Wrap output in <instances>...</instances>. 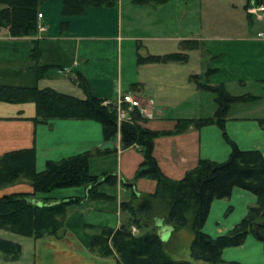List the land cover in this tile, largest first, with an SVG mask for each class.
<instances>
[{
  "label": "crops",
  "instance_id": "0c3cea01",
  "mask_svg": "<svg viewBox=\"0 0 264 264\" xmlns=\"http://www.w3.org/2000/svg\"><path fill=\"white\" fill-rule=\"evenodd\" d=\"M134 1L130 0L131 4L137 5ZM246 2L236 0L230 3L240 13L234 29H220L210 36L199 33L204 30L202 27L191 37L146 36L153 41L178 40L181 43L194 38L196 42L189 50L181 47V44L173 50L154 53L148 50L153 54L185 52L188 59L184 63L139 65L136 62L137 46L131 48L129 43L138 37L125 34L122 0L110 7L87 8L75 16L62 14V0H46L39 5L42 16L38 21L45 29L37 30L34 37L39 48L36 61L31 58V37H13L6 28H0V85L52 88L85 98V93L75 81V72L79 71L93 96L110 101L124 93L141 96L150 105L141 107V116L146 121L143 125L138 123L154 131H171L176 119L205 118L214 114V94L207 105L206 102L202 103V94H206L203 92L210 91L198 88L196 80L192 78L198 77L200 83L223 85L231 95H251L254 98L248 101L256 104L245 111L237 109V104H231L225 116V134L216 123H210L156 136L152 153L161 172L171 179H180L199 159L224 161L230 154L231 142L243 150H258L264 157V122L261 123L264 120V21L257 22L253 15L246 12ZM258 33H263V36L259 37ZM124 42H128L125 46L128 56L132 49L133 58L122 57ZM166 47L172 49L174 46L168 44ZM39 66L51 68L43 76H38ZM61 68L70 71L71 75L56 74ZM165 74L168 75L167 82L162 83L160 80ZM171 89L175 96L183 99L184 105H189L191 112L184 110L175 116H163L165 97H168L165 94ZM210 105L214 107L210 108ZM34 118L35 105L32 102H0V155L32 148L35 152V170L42 171L48 161L90 151L93 153L88 159L89 173L100 175L113 172L118 181L115 185L103 184L99 187V191L107 197L83 199L71 205L65 217L62 237L46 235L33 239L18 234L25 239L20 242L7 236V230L2 228L0 236L21 243L22 254L19 258H23V262L25 260L23 264L115 263V257L99 255L89 248L91 230L86 224L119 226L123 217L120 202L127 199L133 189L147 192L155 188L156 182L150 178H138L134 184L130 182L143 160L140 148L122 147L119 131L112 139L105 140L101 124L94 120L57 118L37 122ZM124 179L129 182L124 184ZM76 189V193L53 196L59 199L85 192L84 187ZM8 190L29 191L31 187L25 183L3 187L0 188V195ZM255 200L256 195L250 190L233 187L229 197L211 201L202 229L212 236L228 231ZM157 225L161 230L173 231L161 221H157ZM25 251L28 253L25 254ZM221 257L241 264H264L263 242L249 233L243 243L225 246Z\"/></svg>",
  "mask_w": 264,
  "mask_h": 264
},
{
  "label": "trees",
  "instance_id": "16d2710c",
  "mask_svg": "<svg viewBox=\"0 0 264 264\" xmlns=\"http://www.w3.org/2000/svg\"><path fill=\"white\" fill-rule=\"evenodd\" d=\"M46 0H0V28H6L13 37H31V58L37 60L39 48L34 38L37 34L39 5ZM116 0H62L64 16L80 15L89 7L113 6ZM263 2V0H256ZM248 2V0H247ZM247 2L245 7L247 6ZM192 43V42H190ZM187 43L186 49L193 47ZM188 54L170 52L162 55H142L136 51V62L184 63ZM50 66L37 67L38 76H43ZM75 81L85 93V98L58 92L52 88L15 87L0 85V102L35 105V121L51 119H90L99 122L105 140L120 132L121 146H138L143 154L133 179L150 178L156 182L152 191L133 189L129 199L120 202L121 210L128 216L119 226L104 223H87L91 232L89 248L103 256H114L112 264H241L236 260L221 257L225 246L239 245L248 233L264 235V157L255 149L243 150L231 142L228 158L218 162L199 159L196 165L180 179L164 175L153 156L154 138L160 134L178 133L189 126L199 128L216 123L224 129L229 106L235 102L251 100V95H231L223 85L197 83L198 88L214 94L216 110L211 117L176 119L171 131H154L143 127V120L135 108L130 121L118 122L113 104L93 96L83 75L75 72ZM193 80L198 77H192ZM200 84V86L198 85ZM264 120H261L263 123ZM223 133L225 134L224 130ZM95 152H101L95 150ZM93 152L85 151L57 161H48L42 171L35 170L34 149H19L0 155V188L27 184L31 190H13L0 195V228L38 238L57 235L67 210L83 199L105 198L99 191L103 184L115 185L118 177L113 172L91 175L88 159ZM129 182L123 180V183ZM55 187H84L82 195H69L56 199L50 191ZM233 187H242L256 195L246 213L228 231L212 236L202 229L215 198L229 197ZM41 195V199L37 198ZM153 220V221H152ZM161 221L172 230L188 227L192 231L189 243L191 259H175L164 248V240L150 222ZM135 227L143 232L136 233ZM264 246V238L261 239ZM0 253L6 259H17L21 244L0 236ZM199 260L200 262H196ZM107 264V263H102Z\"/></svg>",
  "mask_w": 264,
  "mask_h": 264
},
{
  "label": "rangeland",
  "instance_id": "374dc122",
  "mask_svg": "<svg viewBox=\"0 0 264 264\" xmlns=\"http://www.w3.org/2000/svg\"><path fill=\"white\" fill-rule=\"evenodd\" d=\"M122 1H123V24H124L125 34H130V35H134L138 37V38L133 39V41H130L129 43H130L131 48H133V46L134 47L137 46L136 51H138L142 55L153 54L154 51H159V50H162V51L173 50L174 48L180 46V44H181V47H183V46H186L187 43L192 42L190 44H194L196 42L194 38L183 40L181 41V43L178 40H175L173 42L172 41L167 42L162 39H155L153 41V40H148L146 36H149V37H164V36L191 37L192 34H195V32L196 33L199 32L198 28L200 27L204 29L203 31L199 32L202 36H210L214 34L215 32L219 31L220 29H228V30L234 29L233 27L238 23V18L240 14L238 10L233 9L230 6V3L235 2L236 0H136L134 2L138 3L137 5L131 4L130 0H122ZM116 2H118V0L115 1V4ZM130 4L135 9L131 7ZM40 18L37 19V28H38V25L40 24L38 21ZM253 18L257 22L264 21V15L260 19L256 17H253ZM258 36L259 37L263 36V33H258ZM126 43L128 42H124V46L122 47V50H121V55L123 58L129 57V56L133 58L132 49L130 51L131 54L128 56L129 54L128 49L127 47H125L127 46ZM168 44L173 45L174 47H172V49H169L170 47L168 48L166 47V45ZM148 50L153 53H150ZM181 53H185V52H181ZM158 55H162V54H158ZM192 61H195V60L193 59ZM193 63L194 62H192V65ZM146 64H152V63H146ZM161 64H164V63H161ZM56 74L71 75V72L70 71L68 72L67 69L61 68V69H58ZM149 76L146 75V77L148 78ZM167 77L168 75L165 74L163 76V79H161L160 81H162V83L167 82V79H166ZM199 79L200 78L197 79L196 81L197 83H200ZM198 85L200 86V84ZM203 93H206V94H202L203 97L201 100H202V103L206 102V105H207V102L210 101L209 99L210 97L213 96V94L211 92H203ZM165 96H168V97H165V103H164L165 106L163 107V116H175L176 113L178 112L181 113L182 111L184 112V110H187V112H191L190 109L188 108L189 105L186 103L184 105L183 99L181 100L180 96H175L174 91L172 89L168 90ZM133 97L136 99H139L140 107H143V106L147 107L150 105L148 101L144 100L141 96L133 95ZM117 99L118 97L113 102H115ZM234 104H237V109L245 111L246 109L249 108V106H253L256 103L252 101H246V102H235ZM213 107L214 106L210 105V108H213ZM122 108L127 110L128 107L126 104H124ZM137 110L140 113V108ZM129 114L131 115V113ZM145 121H146L145 119L140 120V121L138 120V122H141L142 125L144 124ZM76 188H79V187H60V188L55 187L50 191V193L54 195H60L61 193H65V194L76 193L77 192ZM36 197L40 198V195H37ZM129 197H130V194L127 196V199H129ZM70 208L72 207L68 208L67 213ZM122 211H123L122 213L123 217L121 221H124L126 217L128 216V212L126 210H122ZM157 221L155 222L154 220V222H150L151 225L148 226L147 228H151L152 226H157L156 230L160 234L163 229L161 230V228H158L159 226L157 225ZM63 230H64V222H63V226L59 229L57 235H51V234L49 235L54 236V237H62ZM132 230L136 233H140V232H143L145 228L138 230L135 227H133ZM5 234L9 237L20 240V242L25 240L23 239L22 236L18 235V233H14L10 230H7ZM251 234L255 235L253 233ZM160 235L161 237L163 236L162 234ZM192 235H193L192 231L190 230V228L186 226L181 227L178 230L171 231L170 235H168L166 239H163L162 237L164 241L168 239L164 244L165 251L171 257L175 259H181V258L191 259L189 255V243L191 241ZM21 251H22V246H21ZM27 253L28 251H25V254ZM21 254L22 253H20L19 257H21ZM19 257L17 259H7L11 261H5L4 259L6 258L0 253V264H23L25 260L23 262V258L21 259ZM105 257H109V256H105ZM196 262H200V261L196 260Z\"/></svg>",
  "mask_w": 264,
  "mask_h": 264
},
{
  "label": "built area",
  "instance_id": "2783aa9c",
  "mask_svg": "<svg viewBox=\"0 0 264 264\" xmlns=\"http://www.w3.org/2000/svg\"><path fill=\"white\" fill-rule=\"evenodd\" d=\"M245 10L248 14L253 15L254 17L260 19L264 15V2H257L256 0H248ZM37 16L38 18H40L42 14L38 13ZM37 29L38 31H43L45 27L39 24ZM104 103L105 104L110 103L115 106L118 122L120 121V119H122V121H130L131 115L129 113L135 108L136 109L140 108V114L143 111V109L140 107L139 99L134 98L133 95H131L130 93H124L120 95L115 102L107 99L104 101ZM124 104L127 105L128 107L127 110L122 108Z\"/></svg>",
  "mask_w": 264,
  "mask_h": 264
},
{
  "label": "water",
  "instance_id": "95a60500",
  "mask_svg": "<svg viewBox=\"0 0 264 264\" xmlns=\"http://www.w3.org/2000/svg\"><path fill=\"white\" fill-rule=\"evenodd\" d=\"M170 233V230L169 229H165V230H162L160 234H162L163 236V239H166L168 237ZM256 236L260 239H263L264 238V235L260 234L259 232L256 233ZM161 237V238H162Z\"/></svg>",
  "mask_w": 264,
  "mask_h": 264
}]
</instances>
